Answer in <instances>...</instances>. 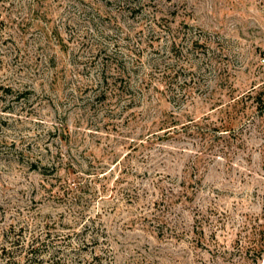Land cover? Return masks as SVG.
I'll list each match as a JSON object with an SVG mask.
<instances>
[{"label": "rangeland", "instance_id": "rangeland-1", "mask_svg": "<svg viewBox=\"0 0 264 264\" xmlns=\"http://www.w3.org/2000/svg\"><path fill=\"white\" fill-rule=\"evenodd\" d=\"M257 94L264 0H0V264H264Z\"/></svg>", "mask_w": 264, "mask_h": 264}, {"label": "trees", "instance_id": "trees-1", "mask_svg": "<svg viewBox=\"0 0 264 264\" xmlns=\"http://www.w3.org/2000/svg\"><path fill=\"white\" fill-rule=\"evenodd\" d=\"M258 96H255L254 98V100H256V104H257V108L258 109H260L261 110V108H264V97L262 96V98L260 97V94H257ZM35 248L36 247H31L30 248V253L31 252H35ZM33 253H31V254H33ZM40 262H41V259H40ZM48 264H55V262H51V263H48Z\"/></svg>", "mask_w": 264, "mask_h": 264}]
</instances>
